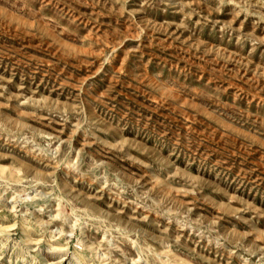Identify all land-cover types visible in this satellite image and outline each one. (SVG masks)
<instances>
[{"label":"rangeland","instance_id":"rangeland-1","mask_svg":"<svg viewBox=\"0 0 264 264\" xmlns=\"http://www.w3.org/2000/svg\"><path fill=\"white\" fill-rule=\"evenodd\" d=\"M0 264H264V0H0Z\"/></svg>","mask_w":264,"mask_h":264}]
</instances>
